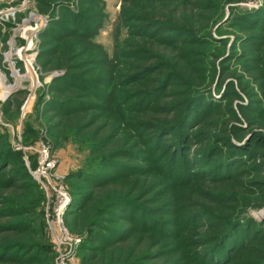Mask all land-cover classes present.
I'll list each match as a JSON object with an SVG mask.
<instances>
[{"label":"rangeland","instance_id":"374dc122","mask_svg":"<svg viewBox=\"0 0 264 264\" xmlns=\"http://www.w3.org/2000/svg\"><path fill=\"white\" fill-rule=\"evenodd\" d=\"M185 2L203 31L170 35L189 62L172 72L142 55L166 31L125 0H0V233L26 228L2 256L264 264L257 185L208 196L222 170L245 185L260 169L241 148L257 136L243 128L264 134V0ZM131 230L156 242L140 259L119 246Z\"/></svg>","mask_w":264,"mask_h":264},{"label":"trees","instance_id":"16d2710c","mask_svg":"<svg viewBox=\"0 0 264 264\" xmlns=\"http://www.w3.org/2000/svg\"><path fill=\"white\" fill-rule=\"evenodd\" d=\"M126 4H129L124 8V12L131 17V19L138 22V26L144 28L146 26L153 25L154 28L162 27L166 33L161 34L160 37L157 38L159 42H161L164 46H153L144 49L145 54L143 56H147L145 59H155V63H162L163 68H170L172 72L177 69L185 70L184 67L189 63L186 59L185 51L182 49L183 44L176 43H167L170 35L173 37H179L181 34L190 33L194 31H203L200 27H197L194 23V16L192 14V20L187 16L188 12V4L185 0H125ZM180 31V35L177 36L174 32ZM173 33V34H172ZM149 35L148 33H145ZM167 34V35H166ZM169 34V35H168ZM86 36V35H84ZM136 57V56H135ZM141 60V58H139ZM140 63L143 62H135L132 61L130 63L131 67L135 69L141 67ZM157 65V64H155ZM156 78L155 76H148L145 80L147 82ZM146 82V81H142ZM148 85V84H147ZM217 114L222 113V108L219 107L216 111ZM251 125L255 123V121H248ZM256 127H262L264 130V123L256 124ZM251 131L254 135V142L248 148H241V150L248 151L249 154H253L257 157V165L260 167L258 171H256L257 176H254L252 180H249L247 184H243L241 180L235 178L237 172H227L223 176L222 174H215L212 179L214 180V184L216 185V189H219L221 192L214 193L209 195L213 197L215 201L219 205L227 206L226 201H230V199H235L233 193L237 192V189H244L243 186L249 187L254 185L258 189V193L264 195V134L258 130H254L251 128L242 129V131ZM255 163V164H256ZM226 172V170H225ZM1 172L0 174H2ZM227 176V177H226ZM211 177V176H210ZM229 178H231L229 180ZM122 180V179H121ZM236 189V190H235ZM252 191V190H251ZM82 199L79 196H76V200L80 201ZM186 199V198H184ZM77 201L71 206H75ZM123 215V214H120ZM123 218V217H122ZM125 219V218H123ZM6 229H3L0 233V243H2V247L0 246V262L8 263V264H20L24 263V259L21 258H13V256H2V251L5 247H8L10 244H19L20 240L23 238L25 229L19 223L10 224ZM132 234V235H131ZM227 235V234H226ZM230 235V234H229ZM136 231L131 230L130 233H124L122 240L119 242L120 249L127 250L131 249L129 252V257H133L135 259H140L144 255H147L149 252L155 248L156 242L150 236H142L139 240L136 241ZM131 244V246H129ZM1 245V244H0ZM229 247L232 246L231 240L228 243ZM16 246V245H15ZM160 251V250H159ZM158 252V251H157ZM123 256H127L123 252ZM179 255L172 256L171 258H165L164 261H168L170 259H178ZM238 258V257H236ZM238 259L235 260V262ZM238 263V262H237Z\"/></svg>","mask_w":264,"mask_h":264},{"label":"bare ground","instance_id":"6f19581e","mask_svg":"<svg viewBox=\"0 0 264 264\" xmlns=\"http://www.w3.org/2000/svg\"><path fill=\"white\" fill-rule=\"evenodd\" d=\"M30 43V42H29ZM8 55V54H7ZM23 67H25V68H29V63H28V61H25V64L23 65ZM1 76V75H0Z\"/></svg>","mask_w":264,"mask_h":264},{"label":"built area","instance_id":"2783aa9c","mask_svg":"<svg viewBox=\"0 0 264 264\" xmlns=\"http://www.w3.org/2000/svg\"><path fill=\"white\" fill-rule=\"evenodd\" d=\"M27 69V68H26Z\"/></svg>","mask_w":264,"mask_h":264}]
</instances>
